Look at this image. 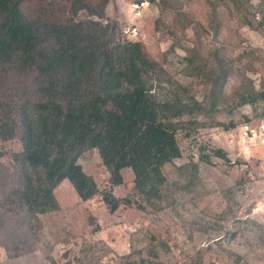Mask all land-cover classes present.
<instances>
[{
    "label": "rangeland",
    "instance_id": "rangeland-1",
    "mask_svg": "<svg viewBox=\"0 0 264 264\" xmlns=\"http://www.w3.org/2000/svg\"><path fill=\"white\" fill-rule=\"evenodd\" d=\"M135 1L112 0L106 13L118 22L122 41H129L123 29L136 26L135 42L161 65L149 82L154 95L164 101L179 94L208 106L217 89L219 105L178 120L181 158L164 167L162 201L138 208L131 169L122 171L124 183L113 194L133 204L115 212L101 195L81 201L64 180L55 190L61 210L41 217L36 251L10 258L0 246V264H264V146L243 154L239 137L241 125L264 122V0H147L139 17L131 10ZM224 73L222 87L211 82ZM6 89L14 94L20 86L14 79ZM21 150L18 139L0 140V163L12 169ZM78 162L100 191L110 187L97 150Z\"/></svg>",
    "mask_w": 264,
    "mask_h": 264
},
{
    "label": "trees",
    "instance_id": "trees-1",
    "mask_svg": "<svg viewBox=\"0 0 264 264\" xmlns=\"http://www.w3.org/2000/svg\"><path fill=\"white\" fill-rule=\"evenodd\" d=\"M111 1L0 0V140L22 144L12 169L0 163V246L10 258L36 251L41 217L61 210L55 190L64 180L81 201L101 195L115 212L133 204L113 194L131 169L138 208L162 201L164 167L181 158L178 120L220 103L217 89L208 106L179 94L159 100L149 82L162 67L145 44L120 39L106 13ZM226 78L210 80L222 87ZM14 79L20 90L12 94L6 86ZM90 150L109 173L105 191L78 162ZM214 156L225 158L220 150Z\"/></svg>",
    "mask_w": 264,
    "mask_h": 264
},
{
    "label": "built area",
    "instance_id": "built-area-1",
    "mask_svg": "<svg viewBox=\"0 0 264 264\" xmlns=\"http://www.w3.org/2000/svg\"><path fill=\"white\" fill-rule=\"evenodd\" d=\"M149 7L147 0H136L131 4V10L136 16H141ZM123 35L129 42L139 41V29L136 26H129L123 29ZM239 137L243 141L241 152L243 154L253 153L258 147L264 146V122L257 126L243 124L239 127Z\"/></svg>",
    "mask_w": 264,
    "mask_h": 264
}]
</instances>
